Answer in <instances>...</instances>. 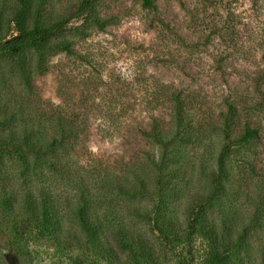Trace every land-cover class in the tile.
<instances>
[{"label":"rangeland","instance_id":"rangeland-1","mask_svg":"<svg viewBox=\"0 0 264 264\" xmlns=\"http://www.w3.org/2000/svg\"><path fill=\"white\" fill-rule=\"evenodd\" d=\"M82 1L47 0L43 20L69 16ZM15 3L0 0V35L11 30ZM91 5L104 27L88 14L72 18L61 36L73 53H50V69L35 74L33 88H26L14 63L0 58V136L28 130L41 144L37 153L28 152L27 168L9 151L0 155V264H109L69 242L85 237L82 213L105 230L123 221L158 245L148 220L136 214L154 211L157 200L124 188L139 177L154 187L151 160H162L174 186L163 212L183 221L192 202L211 189L229 103L239 113L233 135L249 123L259 128L260 141L230 155L227 196L216 202L250 233L252 264H264V0ZM176 93L185 101L190 124L182 130L192 132L191 141L173 138ZM154 127L164 131L163 144L141 133ZM29 191L50 194L61 243L25 222ZM195 248L196 264H203L206 244L197 239ZM119 253L116 264H140Z\"/></svg>","mask_w":264,"mask_h":264},{"label":"trees","instance_id":"trees-1","mask_svg":"<svg viewBox=\"0 0 264 264\" xmlns=\"http://www.w3.org/2000/svg\"><path fill=\"white\" fill-rule=\"evenodd\" d=\"M146 7H153L154 0H142ZM15 6L9 16V33L0 35V58L14 63L21 81L26 88L35 85V74H44L50 69L48 55L52 52L73 53L72 42L61 35L69 28L72 18L86 14L98 26L104 27L101 18L93 12L92 0H83L78 10L69 16L44 21V11L47 0H15ZM175 107L176 132L175 139L184 138L191 141L189 118L185 110V101L180 93L173 95ZM3 106L0 103V110ZM6 113V111H5ZM237 108L229 103L228 111L223 116L221 130L224 142L216 157V166L210 170L211 189L207 194L192 202L187 216L182 221L164 214L163 202L167 195L174 191L171 183L172 171H168L162 160H151L156 173L155 186L150 187L143 178H138V184H131L124 189L127 194H142L157 200L154 211L140 210L136 214L145 217L157 237L156 245L149 236L140 230L131 229L125 222L108 224L105 230L95 216L81 214V222L85 237L78 236L69 239L71 245L80 247L86 255H94L106 263L116 264L121 261V254L126 255L140 264H196L198 252L196 240H202L207 247L203 264H252L255 246L251 243L250 233L236 226L234 218L223 215V202H216L218 195L227 196V184L232 179L231 168L227 163L230 155L241 148L256 146L260 141L259 128L246 123L242 131L233 135V129L238 119ZM1 121H8L4 116ZM3 122V123H4ZM146 137L163 144L164 131L154 127L152 131L141 129ZM192 137V138H191ZM54 140L57 138L54 137ZM203 139V138H202ZM41 144L31 138L28 130L21 133L10 132L0 136V155L4 151L14 154L24 168L29 166V153H37ZM49 145V144H47ZM29 152V153H28ZM10 213L13 210L8 206ZM25 222L39 233H48L53 241L60 242L61 220L53 205L49 193L38 195L29 191L24 205Z\"/></svg>","mask_w":264,"mask_h":264}]
</instances>
